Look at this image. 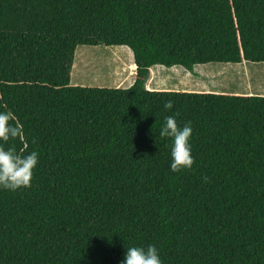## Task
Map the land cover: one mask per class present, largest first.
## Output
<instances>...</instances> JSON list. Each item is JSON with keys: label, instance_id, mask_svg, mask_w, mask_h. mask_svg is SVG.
I'll return each mask as SVG.
<instances>
[{"label": "trees", "instance_id": "1", "mask_svg": "<svg viewBox=\"0 0 264 264\" xmlns=\"http://www.w3.org/2000/svg\"><path fill=\"white\" fill-rule=\"evenodd\" d=\"M81 47H127L135 83L72 85ZM245 62L264 64V0H0V111L21 130L0 145L39 153L29 187L0 188V264L149 245L163 264H264V96L147 90L156 66ZM174 113L193 129L178 172L159 136Z\"/></svg>", "mask_w": 264, "mask_h": 264}, {"label": "rangeland", "instance_id": "2", "mask_svg": "<svg viewBox=\"0 0 264 264\" xmlns=\"http://www.w3.org/2000/svg\"><path fill=\"white\" fill-rule=\"evenodd\" d=\"M109 50L111 53L116 50L111 54L112 57ZM133 63L132 53L126 47H81L77 50L71 80L77 85L88 87L105 83L106 88L127 89L131 86L128 85L129 78H136ZM116 66L123 69L121 76L110 72ZM171 69L167 70L171 75L167 79L172 80L175 74L176 83H180V89L185 91L264 96V64H210L198 66L192 73L177 70L174 74ZM177 73L180 75L177 76Z\"/></svg>", "mask_w": 264, "mask_h": 264}, {"label": "clouds", "instance_id": "3", "mask_svg": "<svg viewBox=\"0 0 264 264\" xmlns=\"http://www.w3.org/2000/svg\"><path fill=\"white\" fill-rule=\"evenodd\" d=\"M164 108L171 110L174 104L167 101ZM174 113L165 118L164 124L160 127L159 136L171 138V163L170 170L178 172L182 168H191L194 164L192 156L191 138L193 129L191 125L179 127ZM15 119L11 111H0V141L15 139L21 135L19 127L13 126L10 121ZM39 163V153L33 151L27 155L17 153L15 148L7 150L0 145V188L18 190L29 187L33 179L34 170ZM122 264H163L159 250L154 245L145 247H126Z\"/></svg>", "mask_w": 264, "mask_h": 264}, {"label": "crops", "instance_id": "4", "mask_svg": "<svg viewBox=\"0 0 264 264\" xmlns=\"http://www.w3.org/2000/svg\"><path fill=\"white\" fill-rule=\"evenodd\" d=\"M108 48H110V47H108ZM114 48H116V47H114ZM111 54L112 53L110 51V55ZM111 57H112V55H111ZM133 66H134V63H133ZM117 67L118 66H116L115 69L114 68L111 69L110 72L113 73L115 76L118 77V76H121V74H122L121 72H122L123 69L122 68H117ZM153 70H155L154 73H153ZM167 70H169V69H167V68H165L163 66H156V67H154L151 70V77H150V80L147 83V90H150V91H155V90H161V91H170V90L171 91H185L183 89H180V88H182V86L180 85V83L179 84L176 83V79H174V77H175L174 76L175 75L174 72H177V70H181V73H182L183 71H187V70H185L183 68H180V67H174V68H172L171 70H173V71H171V72L174 75H172L173 77H172V80H170V81L167 78H169L171 75H169L167 73ZM126 75L127 74H125L124 76H126ZM178 75H180V74L177 73V76ZM177 76H176V78H177ZM132 78H134V80ZM135 80H136L135 77H133V76L130 77L129 80H128L129 81L128 85H131L132 86L135 83ZM71 82H72V85H74V86H82V85H77L76 83H74L73 80H71ZM100 85L101 86L96 85V86H91V87L106 88V85L107 84L103 83V84H100ZM85 87H88V86H85Z\"/></svg>", "mask_w": 264, "mask_h": 264}]
</instances>
